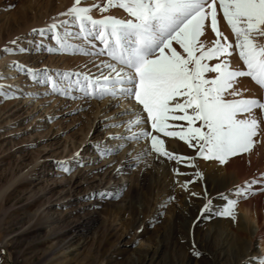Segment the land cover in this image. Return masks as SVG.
<instances>
[{"label": "rangeland", "instance_id": "rangeland-1", "mask_svg": "<svg viewBox=\"0 0 264 264\" xmlns=\"http://www.w3.org/2000/svg\"><path fill=\"white\" fill-rule=\"evenodd\" d=\"M36 1L0 0V264H135L156 249H161V254L152 264H178L191 247L183 195H193L196 190L192 187L199 189L202 184L197 183L199 179L183 182L164 162L165 155L152 149L150 137L128 138L146 130L163 138L164 151L184 156L178 150L180 139L152 130L147 113L134 98L86 95L83 77H98L102 62L115 61L99 54L97 48H103L99 41L94 47L78 35L76 25L49 30L51 12L46 6L50 1L40 0L39 7L34 5ZM30 4L35 11L29 9L28 18L21 20V12ZM112 10L105 15L116 17ZM117 11L118 15L124 12ZM57 36L71 47L58 51ZM178 52L183 54L181 48ZM69 57L83 58L86 63L73 60L68 68L64 61ZM49 78L61 85L56 91ZM130 110L145 121L131 131L125 122L134 117L121 115ZM121 124L124 126H114ZM121 145L118 154L104 156L105 148L115 150ZM192 158L182 162L196 169V159L210 162ZM62 162L72 169L70 174L63 170ZM90 169L100 170L98 176L81 180ZM118 169L127 171L121 174ZM262 174L256 172L251 178ZM109 178L112 180L107 183ZM161 178L172 181L169 193ZM56 186L66 191H54ZM233 189L227 196H233ZM252 196L247 200L263 197L264 192ZM88 199L94 201L91 208ZM247 200L238 204L237 215L250 233L256 223L240 209ZM215 216V221H228ZM76 226L79 228L72 232ZM228 233L233 237L237 231L230 225ZM256 247L259 251V245ZM198 259L203 264L201 257Z\"/></svg>", "mask_w": 264, "mask_h": 264}, {"label": "snow or ice", "instance_id": "snow-or-ice-1", "mask_svg": "<svg viewBox=\"0 0 264 264\" xmlns=\"http://www.w3.org/2000/svg\"><path fill=\"white\" fill-rule=\"evenodd\" d=\"M84 2L73 0V5L59 14L68 19L58 24L54 17L49 30L76 25L78 35L89 43L99 41L103 45L99 54L115 61L102 62L98 77H83L87 82L86 95L99 99L134 98L147 113L152 130L179 138L202 159L216 160L222 165L237 155L251 154L264 142V99L244 98L247 89L237 87L239 78L250 77L264 89V0H102L101 4L82 6ZM217 2L234 36L232 42L218 27ZM112 8L123 9L129 18L93 15L94 11L106 13ZM206 21H210L211 31L216 34L212 41L201 39L205 36ZM56 42L58 51L71 47L60 36ZM173 42L183 54L173 47ZM4 51L12 53L11 49ZM234 53H238L242 67H233L230 58ZM214 60L218 62L209 63ZM51 83L53 91L61 86L55 80ZM121 115L134 117L125 122L129 131L145 122L131 110ZM169 121H184L186 126L170 125ZM197 122L199 127L195 126ZM170 127L178 130L169 131ZM141 137H150L154 151L178 163L193 159L164 151L163 141L146 130L128 139ZM120 147L123 145L115 150L105 148L103 154H118ZM62 164L63 170L70 174L72 169L65 162ZM254 185L259 187L254 190ZM257 191L264 192V174L236 186L233 196L222 195L225 203L214 214L235 223L238 204ZM211 205L208 199L202 213L212 212ZM193 255H200L195 246ZM251 259L264 264V257Z\"/></svg>", "mask_w": 264, "mask_h": 264}, {"label": "bare ground", "instance_id": "bare-ground-1", "mask_svg": "<svg viewBox=\"0 0 264 264\" xmlns=\"http://www.w3.org/2000/svg\"><path fill=\"white\" fill-rule=\"evenodd\" d=\"M49 1L50 2H48V5L46 7L49 8V13L51 12L50 17H47L50 23L54 22L53 21L54 17L56 18V21H55L56 23H59L62 20L68 19V17L60 16L59 14L62 12H65L69 7H71L73 5V0H60L58 4H57V0H49ZM40 2H41L40 0H37L36 3L34 2L35 3L34 5L36 6L38 4L37 7H39ZM93 3L101 4L102 0H85L82 6H91ZM34 5L30 4L29 6H27V8H25L24 11L21 12L22 14L21 20L22 19L26 20L28 18V14H27L28 10L29 9L33 10ZM41 7H42V4H41ZM111 10L112 9H110L109 11ZM117 10L118 8H113L112 10V13H116L115 14L116 18L118 19L129 18L126 12L121 11L119 12L121 14L118 15ZM47 12H48V9H47ZM108 12L100 13L98 11H94L93 15L95 18H102V16H106L105 14H107ZM38 13L39 12H36L35 14H38ZM41 14L42 13L40 12V15ZM41 16H44V15H41ZM45 16H47L46 13H45ZM217 19L219 21L218 27L220 31L224 34V36L228 37V40L230 42L234 41L233 34L231 33L230 30H228L229 28L228 25L224 26L223 13L219 10L218 2H217ZM205 24H206L205 36L201 37V39H205L207 41H212L216 39V34L211 31V28L209 26L210 21H206ZM96 42L97 41L92 42L95 45L94 47L99 46V43L97 42L98 44H96ZM173 47H175L177 51L178 49H180L179 45L175 44V42H173ZM97 49L100 52V47ZM65 59L66 60L65 61L63 60V61L66 63L68 68L71 66V62L73 60H77L76 62L77 64L86 63L84 62L85 60L83 58L78 59V58L69 57L68 59L67 58ZM230 60L232 61L233 67H236V66L242 67L243 65V62L239 60L238 53H234V55L230 58ZM217 62L218 61H215V60L209 61L210 64H214ZM208 75L210 77L215 76V74H208ZM239 80H240V83L237 85V87L241 89H247V91L243 92L244 98L264 99V89H262L254 81H252L250 77H242V78H239ZM126 100H129V99H126ZM173 122L174 124H182L186 126V122L184 121H173ZM170 123L173 124L172 122ZM195 126L199 127V122H197ZM175 130H178V129H175ZM178 150L181 153L180 155L191 156V157H196V158L198 157L196 150L193 148H190L188 144L182 140H180L179 142ZM195 161L198 165L197 169L194 167L187 166L188 164H186L185 162L177 163L175 162V159H171L168 156H164V162L165 163L167 162L170 168L175 169V173H179V175L181 176V180L183 182L191 183L192 181L196 182L197 179H199L198 180L199 182L197 183L202 184V187H200L199 189L195 186L192 187V189L196 190V192L193 195H189V193L188 194L185 193L183 195V197L187 200V202L184 203V208H186V211L184 210L185 212L183 214H185V220H187V222L190 223L191 232H192L191 233L188 231V242L190 238L191 247L187 249V251L184 254L185 256L182 258V260L178 264H200L201 262L198 259L200 257L203 261V264H259L258 260H253L251 258L252 257H264V196L263 197L257 196L253 199H250V201L247 200V202L241 204L240 206V209L244 211L246 215L248 214L249 218L252 217L256 223V226H257L256 229H254L250 233L248 232L247 227L243 223V218L240 217L239 215H237V221L235 223L230 218H228L227 222H220V221H215L216 216L214 214H209V212L202 213L201 210L204 208L207 200L210 199L212 201V205H211L212 209H215L216 211L218 206L222 207L223 204L225 203V201L221 199V196L222 195L227 196V193L232 187L235 188L236 186L243 185L245 181H249V179L253 177L254 173L256 172L257 173L263 172L264 174V142L257 145L251 154L245 153V154L237 155L235 157L230 158L229 161L223 165L220 164L216 160H211L209 163L202 162V160H198V159H196ZM91 170L92 169L89 170V174H87L86 176L87 178L83 177L81 178V180H85V182H87V181L95 179L98 176L97 174L99 173L100 170H96V169L93 171ZM255 170L257 171L254 172ZM126 171L127 170L125 169H121L120 171H118V173L125 174ZM196 173H200V176H197ZM163 178H161V184L164 185L165 192L169 193L171 190L172 181L170 180L167 181L166 179H163ZM111 180L112 179L109 178L107 183H110ZM75 184L76 182L73 185ZM97 186L99 188L102 187L101 183H97ZM95 188L96 187L93 186V190ZM59 189H62L61 191H59L60 193H63L66 191L64 190V188H59L58 186H56V188H54L53 190L58 191ZM70 190L74 192L73 186H70ZM54 191L52 192L55 193ZM72 191H69V192H72ZM100 193H101V190H100ZM61 195H60V198H61ZM95 196H97V194ZM92 200L93 199H88V202H89L88 208H91L92 204H94V201ZM78 211L81 213L83 211V208H81V210L79 209ZM261 214L263 216L262 221L260 218ZM205 216L207 217L206 219H205ZM230 225L235 227L237 231V234L233 237H231V234L228 233V228ZM78 228L79 226L74 227L72 229V232H76ZM243 236L247 237V239H245ZM72 239L68 240L67 243L70 244V242H72ZM258 245L260 248L259 251L256 247ZM194 246H195V249L199 251L200 253L199 257L193 255ZM160 250L156 249L152 251L149 255H146L145 257L138 259V263H135V264H152L154 262V258H158L159 255L161 254Z\"/></svg>", "mask_w": 264, "mask_h": 264}]
</instances>
